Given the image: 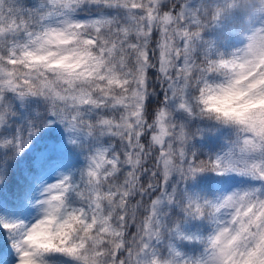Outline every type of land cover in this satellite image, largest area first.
<instances>
[{"label":"snow or ice","instance_id":"6c2138e0","mask_svg":"<svg viewBox=\"0 0 264 264\" xmlns=\"http://www.w3.org/2000/svg\"><path fill=\"white\" fill-rule=\"evenodd\" d=\"M56 123L86 163L0 264H264V0H0V181Z\"/></svg>","mask_w":264,"mask_h":264},{"label":"trees","instance_id":"16d2710c","mask_svg":"<svg viewBox=\"0 0 264 264\" xmlns=\"http://www.w3.org/2000/svg\"><path fill=\"white\" fill-rule=\"evenodd\" d=\"M67 137L68 133L62 125L52 124L37 132L22 153L3 161L5 175L0 181V218L32 222L35 202L50 175L58 168H63L67 174L85 165V153L69 144ZM219 145L218 137H209L203 148L207 152L210 147L217 148ZM74 174L78 175V172ZM213 177L211 173L203 174L193 182V189L211 194L253 183L243 177L233 176L224 180ZM186 227L190 231H208L207 224L201 222Z\"/></svg>","mask_w":264,"mask_h":264},{"label":"rangeland","instance_id":"374dc122","mask_svg":"<svg viewBox=\"0 0 264 264\" xmlns=\"http://www.w3.org/2000/svg\"><path fill=\"white\" fill-rule=\"evenodd\" d=\"M61 172L65 173V171L63 170V168H58V169H56V170L50 175V177L48 178V180L46 181V183H45L44 186H46L47 184H50V183L55 182V181L59 178V173H61ZM43 188H44V187H43ZM40 198H41V197H39V199H40ZM37 214H38V208L36 207V208H35V218L37 217ZM35 218H34V220H35ZM34 220H33L32 222H34Z\"/></svg>","mask_w":264,"mask_h":264}]
</instances>
